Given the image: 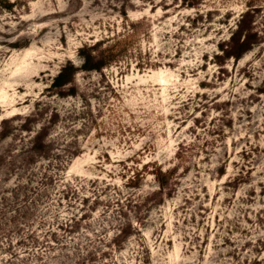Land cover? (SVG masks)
Here are the masks:
<instances>
[{"label":"rangeland","instance_id":"obj_1","mask_svg":"<svg viewBox=\"0 0 264 264\" xmlns=\"http://www.w3.org/2000/svg\"><path fill=\"white\" fill-rule=\"evenodd\" d=\"M0 264H264V0H0Z\"/></svg>","mask_w":264,"mask_h":264},{"label":"trees","instance_id":"obj_2","mask_svg":"<svg viewBox=\"0 0 264 264\" xmlns=\"http://www.w3.org/2000/svg\"><path fill=\"white\" fill-rule=\"evenodd\" d=\"M242 42H240L239 46L241 45ZM240 53V47H238L237 51L234 53H231L234 57H237ZM88 61V58H85V60L82 61L81 66L83 68H89L90 66L88 64H86V62ZM68 68H72V66L70 64H63L60 66V68L58 69V71L52 76L51 81L49 83V85L51 86H59L61 84H63L66 80L65 78V71Z\"/></svg>","mask_w":264,"mask_h":264}]
</instances>
